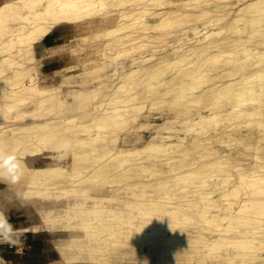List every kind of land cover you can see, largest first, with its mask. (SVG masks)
<instances>
[{
	"label": "bare ground",
	"instance_id": "obj_1",
	"mask_svg": "<svg viewBox=\"0 0 264 264\" xmlns=\"http://www.w3.org/2000/svg\"><path fill=\"white\" fill-rule=\"evenodd\" d=\"M9 157L60 263L264 264V0H0Z\"/></svg>",
	"mask_w": 264,
	"mask_h": 264
},
{
	"label": "crops",
	"instance_id": "obj_2",
	"mask_svg": "<svg viewBox=\"0 0 264 264\" xmlns=\"http://www.w3.org/2000/svg\"><path fill=\"white\" fill-rule=\"evenodd\" d=\"M60 39L61 33L55 29L45 38L44 47L55 46L59 44ZM61 63L62 57L60 56L46 59L42 69L45 72H52L58 69ZM11 223L15 224V222H10V225ZM24 228L27 227L14 226L11 239L9 233L8 240H0V257L6 264H64L60 263L59 259L48 249V238L45 233L32 229L25 231Z\"/></svg>",
	"mask_w": 264,
	"mask_h": 264
},
{
	"label": "rangeland",
	"instance_id": "obj_3",
	"mask_svg": "<svg viewBox=\"0 0 264 264\" xmlns=\"http://www.w3.org/2000/svg\"><path fill=\"white\" fill-rule=\"evenodd\" d=\"M104 11H106V9H102L98 11V13L102 14V12ZM57 29L61 33V39L59 43H72L75 41L76 36L80 33V26H77V25L61 26V27H58ZM43 47H44V44L41 46H38L37 48L39 51H41ZM60 57H62V63L59 68L67 66L69 64L76 63L77 61L76 55H73L72 52L70 51L64 52ZM5 186L6 185L4 183L0 182V195L2 194ZM0 208L4 210L10 222H15V224L11 223L12 228H14V226L29 227L35 222H38L37 220L33 219L31 213L28 210H26V205L19 198H15L14 201L9 202V203L7 202L5 203L4 200L0 198ZM41 232L45 233L46 237L48 238V241H47L48 249L52 251L53 255L57 259H59V254L54 248L53 240L55 238H58L60 235H54V234H51L45 231H41ZM12 234L13 233H10V239L12 237Z\"/></svg>",
	"mask_w": 264,
	"mask_h": 264
},
{
	"label": "clouds",
	"instance_id": "obj_4",
	"mask_svg": "<svg viewBox=\"0 0 264 264\" xmlns=\"http://www.w3.org/2000/svg\"><path fill=\"white\" fill-rule=\"evenodd\" d=\"M6 169V178H10L11 183H16L22 174L19 162L15 161L13 157L4 160V164L0 165ZM7 225L6 220L0 219V227ZM10 229V225L7 226Z\"/></svg>",
	"mask_w": 264,
	"mask_h": 264
}]
</instances>
